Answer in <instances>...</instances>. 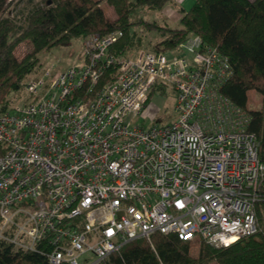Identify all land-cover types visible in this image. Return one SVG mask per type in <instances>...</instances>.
I'll return each mask as SVG.
<instances>
[{"label":"built area","instance_id":"1","mask_svg":"<svg viewBox=\"0 0 264 264\" xmlns=\"http://www.w3.org/2000/svg\"><path fill=\"white\" fill-rule=\"evenodd\" d=\"M121 35L87 36L75 63L0 112V240L49 264H100L156 233L215 246L257 233L264 163L249 111L222 91L228 58L199 35L176 53L121 54ZM162 86L176 119L133 123Z\"/></svg>","mask_w":264,"mask_h":264},{"label":"trees","instance_id":"2","mask_svg":"<svg viewBox=\"0 0 264 264\" xmlns=\"http://www.w3.org/2000/svg\"><path fill=\"white\" fill-rule=\"evenodd\" d=\"M10 1L0 0V112L13 103L12 94L23 91L29 80L41 75L42 52L69 46L90 35L121 32L112 46L118 53L142 48L146 35L151 36L149 50L176 53L188 37L199 35L228 58L232 75L222 91L249 111V130L258 137L264 163V0H194L189 9L179 8L177 26L138 14L141 9L162 11L175 0H28L24 7L16 3L15 12L9 10ZM106 5L113 8L114 14H109ZM23 43L30 49L18 56L16 51ZM33 73L35 76L29 78ZM115 76L113 66L104 74L101 85ZM252 91L262 97L259 107L250 105ZM3 153L0 143V155ZM261 194L264 198V180ZM262 205H258L260 230L229 245L215 246L204 240L186 241L175 234L156 233L150 240L130 241L100 264H264ZM0 264L49 263L39 252L23 251L0 240Z\"/></svg>","mask_w":264,"mask_h":264},{"label":"rangeland","instance_id":"3","mask_svg":"<svg viewBox=\"0 0 264 264\" xmlns=\"http://www.w3.org/2000/svg\"><path fill=\"white\" fill-rule=\"evenodd\" d=\"M27 1L28 0H12V5L9 7V10L15 12V5H17L16 3H20V6L24 7L25 2ZM43 1L44 0H34L35 3ZM8 2L11 1L8 0ZM189 3L190 2L185 3V0H175L174 2L168 3L162 11H148L146 9H141L138 11V14L151 20H158L161 23L167 22L171 26H177L181 18L179 8L185 7L184 9H188L190 8ZM106 9L109 14H114V10L111 6L106 5ZM148 38H151V36L146 35L145 44L140 49L151 48V44L149 43ZM84 39H76L69 46H58L51 51L40 53L39 59L41 67L43 69L40 70V73H43L47 68L54 64L62 68L75 63L82 51V48L85 47L83 42ZM27 49H30L29 45L27 43H23L17 49L16 53L18 56H21ZM137 50L132 51V53L136 52ZM34 76L35 73L31 74L29 78H33ZM24 95V91L12 94L11 101L13 103L21 102L24 99ZM261 100L262 97L259 94L255 93L254 91L250 93V105L252 107H259L261 105ZM175 101L176 94L173 90H171L170 87L166 90L158 89L153 93L146 109H144V111L136 119L133 120V123L150 127L152 125L165 124L166 122L174 121L177 116L175 110Z\"/></svg>","mask_w":264,"mask_h":264},{"label":"crops","instance_id":"4","mask_svg":"<svg viewBox=\"0 0 264 264\" xmlns=\"http://www.w3.org/2000/svg\"><path fill=\"white\" fill-rule=\"evenodd\" d=\"M181 1V0H180ZM188 2H190L189 4V7H191L192 6V4L194 3V0H185V3H188ZM185 8V7H184ZM189 9V8H188Z\"/></svg>","mask_w":264,"mask_h":264}]
</instances>
